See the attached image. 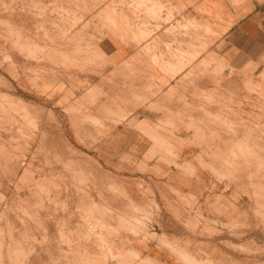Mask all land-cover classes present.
<instances>
[{
	"label": "crops",
	"instance_id": "obj_1",
	"mask_svg": "<svg viewBox=\"0 0 264 264\" xmlns=\"http://www.w3.org/2000/svg\"><path fill=\"white\" fill-rule=\"evenodd\" d=\"M55 1L53 7H48L49 18L59 24L60 16H65V24L60 22L50 29L52 42L44 41L40 32L39 41L32 45L37 51H67L68 59L73 57L77 63L68 68L54 66L51 73H43L39 96L43 94L61 106L87 104L90 118H97L99 114L95 112L99 109L126 114L127 122L101 124L105 136L94 141L96 151L91 149L90 153L106 161L107 172L132 182L145 178L164 196L159 200L164 209L155 218L153 230L176 248L163 247L155 241L144 244L143 238L130 233L126 235L127 248L138 250L141 257L155 264H215V249L220 246L214 237L204 236V227L194 221V206L193 212L182 206L186 198L165 199L172 189L179 195L194 196L207 217L214 216L208 212L216 209L227 222L237 219L253 225L240 227V237H229L226 242L262 253L241 258L225 253L223 263H264V226L257 216L262 214L260 207L250 194H244L240 182L236 185L217 178L208 169L212 164L222 167L209 156L211 153L221 154L228 146H237L241 138L250 139V146H256V124L264 128V0ZM59 7L65 8L64 14L55 13ZM4 11L2 18L9 19ZM24 19H17L23 29ZM34 21L35 25L42 22L40 18ZM62 34L66 41L60 39ZM1 49L10 52V46ZM82 49L89 52L78 54L77 50ZM92 49L99 52L100 60L92 61ZM191 55L190 62L178 69V63ZM18 60L20 79L27 76L30 66H49L42 60L35 64ZM259 87L261 94L250 90ZM95 92L101 95L96 102L98 109L89 99ZM129 122L134 126L151 125L157 141L174 146L171 162L165 160L163 150L156 151L155 139ZM187 122L202 123L203 128L197 132L200 134L186 129ZM87 127L91 130L96 126ZM211 133L217 137L218 148L198 144L208 140ZM150 154H154L153 158L144 160ZM123 157L134 158V169L111 171L110 166ZM143 161L147 163L145 173L136 171V164ZM56 253L49 258H55Z\"/></svg>",
	"mask_w": 264,
	"mask_h": 264
},
{
	"label": "rangeland",
	"instance_id": "obj_2",
	"mask_svg": "<svg viewBox=\"0 0 264 264\" xmlns=\"http://www.w3.org/2000/svg\"><path fill=\"white\" fill-rule=\"evenodd\" d=\"M55 3V0H0V264H127L129 258V264H134L139 257L133 249L127 248L128 233L143 238L144 244L155 241L163 247L174 248L153 230L155 218L164 209L159 201L164 196L145 178L132 182L118 173L107 172L106 161L97 160L90 153L91 149L96 151L94 141L98 142L102 135L105 136V128L101 129V124L127 122L126 114L119 110L99 109L95 112L99 116L90 118L87 104L61 106L43 94L39 96L42 88L39 82L43 73H51L54 66L68 68L77 63L73 57L67 59V51H37L32 45L39 41L40 32H43L44 41L52 42L54 39L51 38L50 29L58 27L60 22L65 24V16H60L59 24L49 18L48 7H53ZM3 9L9 19L2 18ZM64 12L65 8L59 7L55 13L61 15ZM20 16L26 19L25 29L17 20ZM37 18L42 22L35 25L34 19ZM60 39L66 41V35L62 34ZM4 45L10 46V52L1 49ZM88 50L77 52L83 54ZM91 55L93 62L101 59L99 52L96 53L94 49ZM18 58L34 64L42 60L49 66H30L27 76L22 75L20 79V70L16 66ZM190 60L181 61L180 64L184 63L185 66ZM259 88L250 90L256 93ZM23 93L27 95L22 97ZM100 96L95 92L89 98L93 101L91 103H95L96 109ZM102 119H105L104 122ZM132 123L129 122L133 128L155 138L158 146L156 151H165V160L170 162V158L175 155L174 146L157 141L159 138L155 137L151 125L142 123L134 126ZM166 123L171 125L170 122ZM193 123H186L189 127H184L192 129ZM88 125L96 127L88 130ZM160 127L163 129V126ZM194 130L199 132L201 129ZM207 141L200 144L218 148L217 144L208 145ZM215 154L217 158L232 156ZM153 156L150 154L144 160ZM212 158L216 162L217 158ZM133 160L130 157L120 158L114 166L110 164L111 171H131L134 169L131 167ZM245 161L247 164L243 165L228 160L226 167L219 160L217 163L221 168L217 169L215 165L211 170V166L208 169L211 172L213 170L217 178H226L236 185L240 182L244 194H250L255 205L260 207L262 214L257 216L264 226V164L260 167L258 181L251 170L260 162L250 158ZM146 164L145 161L136 164L135 170L145 173ZM182 168L187 170V167ZM167 198H186L182 206L189 211L194 206L197 214L194 221L204 227V236L214 237L216 245L220 246L215 249V264H225V253L237 258L262 253L226 242L229 237H240V227L253 228L251 223L243 224L237 219L227 222L216 209L208 212L214 216L207 217L203 213L204 209L200 210L199 204L194 201L195 197L190 194L179 195L171 189L165 196ZM110 204L116 205V208L110 207ZM168 209L173 211L171 205ZM183 225L190 226V223ZM55 252L56 257L49 258ZM113 252L122 255L113 256Z\"/></svg>",
	"mask_w": 264,
	"mask_h": 264
},
{
	"label": "bare ground",
	"instance_id": "obj_3",
	"mask_svg": "<svg viewBox=\"0 0 264 264\" xmlns=\"http://www.w3.org/2000/svg\"><path fill=\"white\" fill-rule=\"evenodd\" d=\"M52 38V37H51ZM51 40H53V39H51ZM34 43V42H33ZM35 44V43H34ZM24 50V49H23ZM27 52V51H26ZM31 52V51H30ZM29 52V53H30ZM33 52H34V50H33ZM28 53V52H27ZM193 58V56L191 55V56H189L188 57V59H192ZM67 59H68V57H67ZM181 62V61H180ZM180 62L178 63V67L179 68H183L184 67V63H182V64H180ZM73 66V65H72ZM252 91H254V90H252ZM261 92H262V88H259V90L256 92V93H258V94H261ZM169 124V123H168ZM187 124H188V122H187ZM190 124V123H189ZM188 124V125H189ZM200 124H202V123H197L196 122V124H192V126H191V128L192 129H197L198 131L200 130V128L201 127H203V126H201ZM170 125V124H169ZM186 125V124H185ZM188 125H186V126H188ZM139 126H141V125H139ZM161 126V125H160ZM189 127V126H188ZM256 127H257V141H256V144H258V145H256V146H250V139H248V138H241L240 140L238 139V141L236 142V144L238 145V147L237 146H234V145H230V146H228L227 148H226V150H225V152H223V153H221V155L222 154H231L232 156L231 157H224L223 155L222 156H219L218 158H217V155L215 154V153H211L210 154V157H214V158H217L215 161L216 162H219V160L225 165L226 163H228V160L229 161H234L235 163L236 162H238V163H241V164H247L246 163V159L248 160L249 158H250V160H252V159H254V160H256L257 161V163L258 162H260V164L259 165H257V167H254V168H252V172H251V174L252 175H254L256 178H258V179H260V175H261V172L259 173V170L261 169L260 167L262 166V164H264V145H260V142L262 141V139L264 140V128H261V129H259L260 128V125L259 124H256ZM139 128V127H138ZM204 130V129H203ZM146 131H148V130H146ZM197 131H195L194 133H196ZM151 133V132H150ZM153 134V133H152ZM197 134V133H196ZM198 134H200V133H198ZM150 135V134H149ZM151 136V135H150ZM153 137V136H152ZM151 137V138H152ZM209 138H208V141L207 140H205V141H207L206 143L208 144V145H210V144H217L218 142L216 141V137L213 135V133H211L210 134V136H208ZM152 139H155V138H152ZM233 142V140H230V143H232ZM203 143V142H202ZM235 143V142H234ZM166 145V144H169L168 143V141L167 142H165V143H163V145ZM198 144H200V142L198 143ZM161 147V146H160ZM163 148H164V146H162ZM217 146H215V148H216ZM162 148V149H163ZM164 149H166V148H164ZM165 152V151H164ZM174 153V152H173ZM242 153V154H241ZM220 154V153H219ZM171 155V154H170ZM242 155V156H241ZM161 157V156H160ZM246 157V159L244 160V158ZM214 161V160H213ZM171 162V161H170ZM173 162V161H172ZM237 164V163H236ZM212 166L213 167H215V165L214 164H212L211 165V167H210V170L212 169ZM226 166V165H225ZM228 166H230V165H228ZM235 166V165H234ZM227 167V166H226ZM218 169V168H217ZM209 170V171H210ZM219 171V170H218ZM211 172V171H210ZM212 172H213V170H212ZM216 173V172H215ZM227 187V186H226ZM158 228V227H157ZM157 234V233H156ZM161 237V236H160ZM165 241V240H164ZM167 242V241H166ZM176 248V247H175ZM179 248V247H178ZM130 249H133L132 247H130ZM134 251V253H135V255L137 254V256L139 257L138 258V260L137 261H135L134 262V264H146L147 262H149L150 260L148 259V257H141L140 256V252L138 251V250H136V249H133ZM12 251H14V250H12ZM113 254V256H115V255H118L119 254V256H121L120 255V252H113L112 253ZM184 255H185V257L186 258H188L187 256V254L186 253H184ZM131 259L129 258V261L127 262V264H129L131 261H130ZM186 260V259H185ZM190 260V259H189ZM137 262V263H136ZM151 262V261H150ZM193 262V261H192ZM191 262V263H192ZM190 263V261L189 262H187V264H191ZM149 264V263H148ZM153 264V263H152ZM192 264H195V263H192ZM197 264H210V263H208V262H203V261H200V262H198Z\"/></svg>",
	"mask_w": 264,
	"mask_h": 264
}]
</instances>
